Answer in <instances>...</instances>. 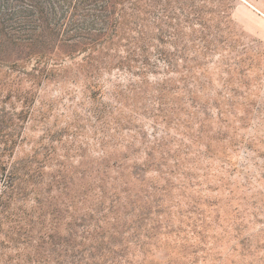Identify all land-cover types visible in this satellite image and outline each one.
<instances>
[{
  "label": "rangeland",
  "instance_id": "obj_1",
  "mask_svg": "<svg viewBox=\"0 0 264 264\" xmlns=\"http://www.w3.org/2000/svg\"><path fill=\"white\" fill-rule=\"evenodd\" d=\"M72 2L112 33L0 63V264H264V0Z\"/></svg>",
  "mask_w": 264,
  "mask_h": 264
},
{
  "label": "trees",
  "instance_id": "obj_2",
  "mask_svg": "<svg viewBox=\"0 0 264 264\" xmlns=\"http://www.w3.org/2000/svg\"><path fill=\"white\" fill-rule=\"evenodd\" d=\"M111 18L112 12L104 6L81 13L72 0H3L0 4V63L15 65V60L10 62L6 58L12 54L18 59L32 54L43 57L54 50L61 34L84 39L88 44L95 43L114 30ZM54 36L56 42H53ZM68 46L76 48L78 43ZM12 176L13 173L3 171L5 187L11 186ZM63 241L67 247L62 252L63 259L57 260L58 264H81L84 256L74 249L71 238L58 239L57 243Z\"/></svg>",
  "mask_w": 264,
  "mask_h": 264
}]
</instances>
